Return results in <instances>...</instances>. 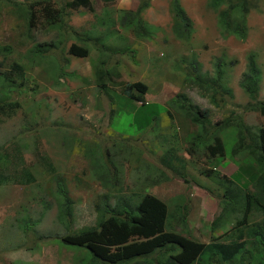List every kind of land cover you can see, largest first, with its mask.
Returning a JSON list of instances; mask_svg holds the SVG:
<instances>
[{"label": "rangeland", "instance_id": "rangeland-1", "mask_svg": "<svg viewBox=\"0 0 264 264\" xmlns=\"http://www.w3.org/2000/svg\"><path fill=\"white\" fill-rule=\"evenodd\" d=\"M35 1L0 0V75L13 81L0 86V98L16 103L8 105L11 110L1 109L0 155L18 148L34 177L29 184L0 185V264H86L90 254L85 248L60 240L66 232L61 223L63 200L68 204L69 232L94 226L103 201L110 207L120 200L133 205L146 193L174 213L185 201V227L195 241L236 239L232 224L240 211L223 213L221 204L216 206L200 189L211 184L198 169L214 168L243 192L255 193L241 169L249 166L255 172L256 166L248 158L241 161L244 152L232 154L234 127L219 132L223 156L208 163L201 156L191 158L185 151L186 140L196 126L182 119L176 99L182 93L186 101L207 108L212 121L233 110L246 124L264 127V116L244 111L241 105L247 97L238 86L247 55L252 54L260 71L258 98L264 100V0H248L243 39L224 33L217 24L222 5L214 6L211 0H177L190 22L185 40L171 31L172 0L140 4L135 25L141 22L144 33L138 37L131 27L119 24V16L134 11L140 0H89L90 8L65 7L67 13L55 22L53 8L67 0ZM236 23L234 18L232 24ZM72 43L84 47L86 56L69 54ZM217 59L233 61L225 66L232 98L225 96L221 106L210 103V91L182 78L190 63L211 75ZM13 62L21 66L20 76L9 70ZM99 74L104 87L98 83ZM134 81L146 85L143 103L120 94L123 83ZM3 89L10 93L4 95ZM146 118L148 123L142 126ZM168 148L184 159L185 181L160 165L159 157ZM36 151L49 159L53 172L38 161ZM4 163L0 160V166ZM220 211L222 223L210 229V220ZM262 217L260 211L252 210L238 229L257 231L264 239ZM242 239L246 242L239 255L244 254L248 264L257 263L249 255L254 242L246 234Z\"/></svg>", "mask_w": 264, "mask_h": 264}, {"label": "trees", "instance_id": "trees-1", "mask_svg": "<svg viewBox=\"0 0 264 264\" xmlns=\"http://www.w3.org/2000/svg\"><path fill=\"white\" fill-rule=\"evenodd\" d=\"M47 1L49 2V0ZM33 2L36 1L33 0ZM211 3L214 6L222 5V9L216 15V22L221 30L236 38H245L244 16L247 12L248 0H211ZM140 4L146 5V1L140 0L134 11H124V14L119 16V24L131 27L136 37L144 33L141 22L135 25V20H137L135 13L139 10ZM65 7L73 10L78 7L88 9L90 3L89 0L65 1L64 6H59L58 9L53 8L51 16L53 22L67 13ZM171 9L172 20L174 19L171 31L175 36L185 40L189 37L190 22L180 10L177 0H172ZM234 18L237 21L236 24H232ZM106 34H111V31L108 30ZM98 35L97 33L94 39ZM67 52L76 57H84L87 54L84 47L74 43L69 45ZM232 63V60L224 62L217 59L214 62L211 75L200 71L198 65L190 63L184 68L182 78L197 87H203V91H210L207 95L210 103L213 106H219L220 103H224L222 100L225 96L232 98V93L227 88L225 71V66ZM9 70L16 76H20L22 73L21 66L16 62L10 64ZM102 77V74H99L98 83L104 87ZM259 80L260 71L252 54H248L245 69L238 80L241 92L247 97V101L241 106L244 111H253L264 116V100L258 98ZM11 83H13L12 79H8L6 74L0 75V86ZM121 91L120 94L126 95L128 99L143 103L141 95L145 93L146 85L140 81L123 83ZM7 92L10 93L9 90L3 89L2 93L6 95ZM176 101L178 102L176 107L181 111L182 119L196 126L194 132L190 131L187 134L186 140L185 151L191 158L201 156L203 162L208 163L216 156H223V145L219 132L225 128L234 127L236 141L231 150L232 154L244 152L245 157L241 161H246L245 159L248 158L256 166L255 172H252L249 166L241 169L245 177L252 182L255 193L243 192L228 176L215 172L214 168L207 166L198 169V174L208 179L211 184V187L202 184L205 188L200 189L215 200L216 206L221 204L223 213H235L236 208L240 211V217L237 218L234 215L232 224V227L237 230L236 239L222 242L211 239L207 243L195 241L189 236L185 227L188 212L185 201L175 207L178 213L175 215L176 212L169 210L165 202L146 193L141 195L133 205H126L120 200L110 207L107 201H103L102 211L94 226L81 227L69 232L68 204L66 200H63L61 212L64 222L61 223L66 232L61 235L60 240L67 245L85 248L90 254L86 264H161L162 261L164 264H203L204 261H207V264H232L230 261L235 260L238 256V260L234 264H248L244 262L245 255H239L246 242L242 239L244 234L251 238V242H254L252 251L248 252L252 258L256 259L257 263L252 264L264 263V239L258 235L257 231L247 229L241 233V230L238 229L241 225L246 224V216L252 210L260 211L264 221V127H253L246 124L241 114L235 113L233 110H229L226 116L212 121L207 108H199L186 101V96L182 93L177 95ZM3 104L7 106L1 107ZM8 105L14 107L16 103H9V100L0 98V113L1 109L3 112L5 109L11 110ZM147 123L148 119L146 118L142 126ZM191 133L193 134L189 138ZM13 149V153L3 152L0 155V160L5 161V165L0 166V185L6 183L24 185L33 182L34 177L24 166L18 148ZM35 154L38 161L45 165L50 172L54 171V167L44 154L38 151ZM159 161L161 166L182 176L181 180L185 181L183 177L185 166L182 165H186L185 161L175 155L170 148L160 155ZM104 174L112 177L109 171ZM193 187L197 188L195 185ZM218 191L219 193L216 195ZM221 214L220 211L210 220V229H214L222 223L223 215ZM257 225L255 224V226ZM169 226L174 229L172 231L165 230ZM148 254H152L150 257L152 260H148ZM209 260H213V262Z\"/></svg>", "mask_w": 264, "mask_h": 264}]
</instances>
